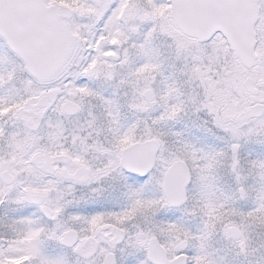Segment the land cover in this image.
Listing matches in <instances>:
<instances>
[{"label": "snow or ice", "instance_id": "6c2138e0", "mask_svg": "<svg viewBox=\"0 0 264 264\" xmlns=\"http://www.w3.org/2000/svg\"><path fill=\"white\" fill-rule=\"evenodd\" d=\"M0 264H264V0H0Z\"/></svg>", "mask_w": 264, "mask_h": 264}]
</instances>
